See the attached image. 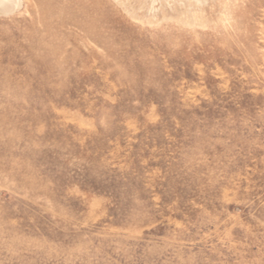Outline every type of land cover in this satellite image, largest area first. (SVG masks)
<instances>
[{
    "label": "rangeland",
    "instance_id": "1",
    "mask_svg": "<svg viewBox=\"0 0 264 264\" xmlns=\"http://www.w3.org/2000/svg\"><path fill=\"white\" fill-rule=\"evenodd\" d=\"M189 3L0 11V264H264V0Z\"/></svg>",
    "mask_w": 264,
    "mask_h": 264
},
{
    "label": "bare ground",
    "instance_id": "2",
    "mask_svg": "<svg viewBox=\"0 0 264 264\" xmlns=\"http://www.w3.org/2000/svg\"><path fill=\"white\" fill-rule=\"evenodd\" d=\"M18 2L21 3V0H0V11H8L10 8L13 9V7H15L18 4ZM189 2H190L189 4L193 5L195 2L196 3L201 2V0H189ZM17 6L19 7V5H17ZM16 9H18V8H16Z\"/></svg>",
    "mask_w": 264,
    "mask_h": 264
}]
</instances>
